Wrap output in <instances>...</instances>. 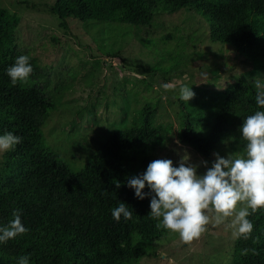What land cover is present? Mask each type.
Segmentation results:
<instances>
[{
	"label": "rangeland",
	"instance_id": "374dc122",
	"mask_svg": "<svg viewBox=\"0 0 264 264\" xmlns=\"http://www.w3.org/2000/svg\"><path fill=\"white\" fill-rule=\"evenodd\" d=\"M53 2L0 0V37L11 40L35 63L34 82L55 107L44 112L36 106L32 118L51 151L73 172L146 105L155 109L156 125L170 128L164 143L155 144L146 156V167L155 159H171L179 166L185 155L194 164L207 160L211 167L214 153L245 155L239 129L251 115L257 93L264 91V67L227 45L212 43L208 25L193 9L157 11L151 21L138 26L69 17L65 27L49 9ZM258 2L264 6V0ZM165 83L174 84L175 90L165 91ZM185 84L195 93L188 102L178 96ZM229 103L233 107L226 134L210 156L180 142L178 124L187 105L206 124ZM4 155L0 153V168ZM197 172L203 175L206 168L201 165ZM57 206L72 221L90 212L82 198L75 207L64 198ZM236 240L225 225L210 224L191 244L167 231L153 244V253L133 264H237Z\"/></svg>",
	"mask_w": 264,
	"mask_h": 264
},
{
	"label": "trees",
	"instance_id": "16d2710c",
	"mask_svg": "<svg viewBox=\"0 0 264 264\" xmlns=\"http://www.w3.org/2000/svg\"><path fill=\"white\" fill-rule=\"evenodd\" d=\"M186 8L206 22L212 43L227 45L264 67V6L258 0H54L49 6L65 27L69 17L138 26L151 21L157 11ZM19 56L13 42L0 37V135L12 132L23 138L5 152L0 168V226L20 210L29 229L0 243V264H18L21 256H28L29 264H133L153 253V244L164 239L167 230L157 229V221L149 215L151 197L136 198L126 181L146 171V156L155 144L164 143L170 128L156 125L155 109L146 105L137 118L113 131L83 168L73 172L51 151L32 118L36 106L44 112L55 107L34 82L35 63L30 60L34 71L27 84H11L7 69ZM245 82L250 83L246 78ZM232 103L212 114L206 124L187 105L178 124L180 142L210 156L226 134ZM256 111L262 108L254 104L251 115ZM62 198L72 207L84 199L89 214L68 219L57 206ZM121 202L132 211L131 220L113 218L112 210ZM248 219L254 228L249 239L235 242L237 264H264V210ZM246 248L258 254L242 255Z\"/></svg>",
	"mask_w": 264,
	"mask_h": 264
},
{
	"label": "clouds",
	"instance_id": "9594fccd",
	"mask_svg": "<svg viewBox=\"0 0 264 264\" xmlns=\"http://www.w3.org/2000/svg\"><path fill=\"white\" fill-rule=\"evenodd\" d=\"M34 69L30 57L21 55L7 69L13 86L27 84ZM165 91L175 90L174 84H163ZM180 100L188 102L195 96L189 85L179 87ZM256 104L264 108V91L258 92ZM240 134L246 141L244 156L227 157L214 153L215 160L208 167L207 160L198 164L185 155L174 166L171 159H155L146 171L127 179V186L134 189L135 197L143 200L150 196V217L157 221L156 228L177 234L185 244L198 240L213 226L225 225L236 239L251 237L254 225L250 215L264 210V111L247 116L240 126ZM23 138L12 132L0 135V153L10 151ZM206 168L198 174L200 166ZM120 187V182H116ZM149 191L145 192L144 189ZM113 218L119 222L132 219V211L121 202L112 210ZM14 219L0 226V243H7L29 229L22 223L20 210L13 212ZM255 249H243L242 255ZM18 264H29L28 256H21Z\"/></svg>",
	"mask_w": 264,
	"mask_h": 264
}]
</instances>
